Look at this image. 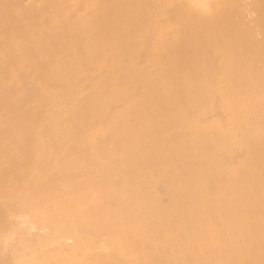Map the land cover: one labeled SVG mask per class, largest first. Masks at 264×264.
I'll list each match as a JSON object with an SVG mask.
<instances>
[{
  "label": "bare ground",
  "instance_id": "1",
  "mask_svg": "<svg viewBox=\"0 0 264 264\" xmlns=\"http://www.w3.org/2000/svg\"><path fill=\"white\" fill-rule=\"evenodd\" d=\"M0 264H264V0H0Z\"/></svg>",
  "mask_w": 264,
  "mask_h": 264
},
{
  "label": "rangeland",
  "instance_id": "2",
  "mask_svg": "<svg viewBox=\"0 0 264 264\" xmlns=\"http://www.w3.org/2000/svg\"><path fill=\"white\" fill-rule=\"evenodd\" d=\"M33 0H24V3L27 4V3H30L32 2Z\"/></svg>",
  "mask_w": 264,
  "mask_h": 264
}]
</instances>
